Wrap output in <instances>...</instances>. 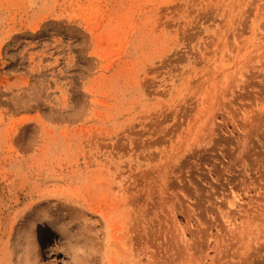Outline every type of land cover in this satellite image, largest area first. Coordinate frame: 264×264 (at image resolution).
I'll return each mask as SVG.
<instances>
[{
  "label": "rangeland",
  "instance_id": "1",
  "mask_svg": "<svg viewBox=\"0 0 264 264\" xmlns=\"http://www.w3.org/2000/svg\"><path fill=\"white\" fill-rule=\"evenodd\" d=\"M0 264H264V0H0Z\"/></svg>",
  "mask_w": 264,
  "mask_h": 264
}]
</instances>
